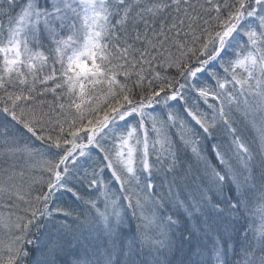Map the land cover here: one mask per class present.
<instances>
[{"label":"snow or ice","instance_id":"snow-or-ice-1","mask_svg":"<svg viewBox=\"0 0 264 264\" xmlns=\"http://www.w3.org/2000/svg\"><path fill=\"white\" fill-rule=\"evenodd\" d=\"M0 264H264V0H0Z\"/></svg>","mask_w":264,"mask_h":264}]
</instances>
